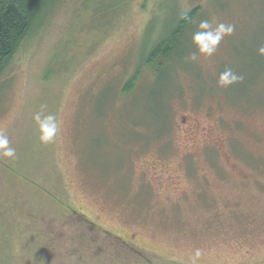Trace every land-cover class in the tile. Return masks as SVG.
Here are the masks:
<instances>
[{
    "label": "rangeland",
    "instance_id": "rangeland-1",
    "mask_svg": "<svg viewBox=\"0 0 264 264\" xmlns=\"http://www.w3.org/2000/svg\"><path fill=\"white\" fill-rule=\"evenodd\" d=\"M45 17L0 75V264H264V0H55ZM201 20L235 27L193 60ZM226 68L243 79L221 88ZM37 113L56 117L48 143Z\"/></svg>",
    "mask_w": 264,
    "mask_h": 264
},
{
    "label": "trees",
    "instance_id": "trees-1",
    "mask_svg": "<svg viewBox=\"0 0 264 264\" xmlns=\"http://www.w3.org/2000/svg\"><path fill=\"white\" fill-rule=\"evenodd\" d=\"M54 3L55 0L53 3L51 0H0V75L23 38L45 20ZM199 13L200 8H195L182 16L171 34L154 47L149 59L152 67L160 60H168L178 51L185 30L198 18ZM135 82L130 81L125 89H133Z\"/></svg>",
    "mask_w": 264,
    "mask_h": 264
},
{
    "label": "clouds",
    "instance_id": "clouds-1",
    "mask_svg": "<svg viewBox=\"0 0 264 264\" xmlns=\"http://www.w3.org/2000/svg\"><path fill=\"white\" fill-rule=\"evenodd\" d=\"M234 27V25L225 23H219L213 27L208 20H201L199 22V30L192 36L197 53H193L190 58L195 60L197 54L205 58L213 56L221 41L233 33ZM258 55L264 57V46L258 48ZM242 79L243 77L239 76L231 68H226L219 74L217 84L221 88H228ZM34 120L38 125L40 141L42 143L50 142L58 131L56 117L47 115L41 118V114L37 113L34 116ZM0 158H15V149L9 147L8 138L3 134H0Z\"/></svg>",
    "mask_w": 264,
    "mask_h": 264
}]
</instances>
